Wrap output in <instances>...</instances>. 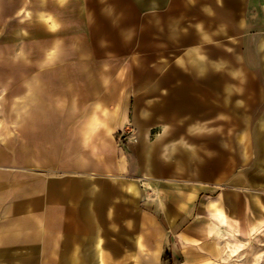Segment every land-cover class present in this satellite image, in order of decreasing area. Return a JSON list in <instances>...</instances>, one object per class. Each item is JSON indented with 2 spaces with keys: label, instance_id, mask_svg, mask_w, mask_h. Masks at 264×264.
<instances>
[{
  "label": "rangeland",
  "instance_id": "374dc122",
  "mask_svg": "<svg viewBox=\"0 0 264 264\" xmlns=\"http://www.w3.org/2000/svg\"><path fill=\"white\" fill-rule=\"evenodd\" d=\"M260 1L6 0L0 5L2 139L8 138L10 107H15L8 103L11 81L18 82V96L26 92L28 79H40L41 69H49L51 79L72 82L141 81L136 94L141 95V127L129 122L111 139L115 153L105 152L108 159L129 161V180L140 192H130L122 202L115 197L107 207L98 205L95 219L105 264H136L141 259L146 260L141 264H264V152L258 151L264 146ZM41 13L48 18H40ZM201 30L209 39L202 38ZM191 36L199 41H187ZM55 43L59 56L42 62L43 47L46 54ZM196 44L205 54L215 51L210 58H219L224 66H212L205 74L192 70L187 51ZM212 77L220 80L217 88L207 85ZM157 79L162 85L151 87ZM87 106L75 104V111ZM131 108L132 114L138 112L137 105ZM164 124L166 134L159 137ZM178 138L176 144L193 147L188 156L177 152L175 162L160 150ZM143 140L157 149L155 165L169 166L156 177L142 171L138 177L135 162ZM210 202L226 213L225 222L207 208ZM62 218L51 209L46 246L2 249L0 257L14 261L2 264H72L74 254L83 260L88 248L74 247L72 233L65 238ZM187 229L193 233L187 235ZM81 234L83 243L86 232Z\"/></svg>",
  "mask_w": 264,
  "mask_h": 264
},
{
  "label": "crops",
  "instance_id": "0c3cea01",
  "mask_svg": "<svg viewBox=\"0 0 264 264\" xmlns=\"http://www.w3.org/2000/svg\"><path fill=\"white\" fill-rule=\"evenodd\" d=\"M3 1L6 2L0 0V5ZM260 2L254 0V5H260ZM40 18L48 17L41 13ZM200 35L209 39L204 30H201ZM187 41L195 43L199 39L191 36ZM45 49L43 47L40 56L42 62L52 61L60 54V47L56 43L52 51L45 54ZM214 54L215 51L205 54L201 45L196 44L188 49L187 58L192 70L205 74L212 66H224L225 62L219 58H210ZM178 61L185 64V60L178 58ZM38 74L40 79H28L25 82L26 92L21 96H18V82L10 83L8 103L15 104V107H10L11 127L7 133L8 138L0 137V255L2 249L45 247L44 241L50 237L51 209H57L63 217V230L67 231L65 238H70L72 233L74 247L88 248L83 260L74 254L70 263L105 264L95 219L98 205L105 204L107 207L115 197L122 202L124 198H129L130 192H139L129 180V161L108 159L105 152L109 149L115 153L116 148L111 139L129 122L136 121L141 127L138 108L141 95L136 96L141 81L133 85L123 80L81 79L72 82L65 77L51 79L49 69H41ZM143 78L148 80L146 75ZM213 79H208L207 85L217 88L220 80ZM153 81L151 87L162 85L160 79ZM66 84H69L68 87ZM224 87L228 91L232 89L230 84ZM79 103L88 106L76 112L75 104ZM132 104L137 105L136 114H132ZM13 120L16 127L12 126ZM23 120L24 125L17 127ZM5 128L6 123L2 122L0 136L4 135ZM166 129L167 125L164 124L159 137L166 134ZM177 140L179 138L170 140L160 150L166 158L175 162L177 152H184L188 156L193 147L189 144H176ZM156 151V147L145 140L139 145L135 162L138 177H141V171L156 177L168 170L169 166L155 165L153 155ZM258 151L264 152V146H260ZM186 169L192 170L189 167ZM231 205L236 210L234 203ZM207 208L212 209L221 222L227 220L226 213L215 202L208 203ZM82 232H86L83 243ZM186 232L187 235L193 233L189 229ZM140 247L145 253L142 242ZM91 249H94L93 254L96 256L94 260L90 258L93 256ZM6 262L14 261L0 257V264ZM144 262L146 260L141 259L136 264Z\"/></svg>",
  "mask_w": 264,
  "mask_h": 264
}]
</instances>
